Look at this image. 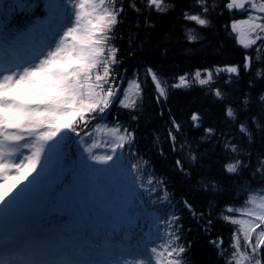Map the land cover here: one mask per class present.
Wrapping results in <instances>:
<instances>
[{"label": "snow or ice", "instance_id": "obj_1", "mask_svg": "<svg viewBox=\"0 0 264 264\" xmlns=\"http://www.w3.org/2000/svg\"><path fill=\"white\" fill-rule=\"evenodd\" d=\"M145 7L167 14L175 5L147 0ZM193 7L199 11L184 12L183 18L209 27L210 10L217 5L194 0ZM126 8L142 12L135 0L127 5L125 0H0V264H189L192 241L184 212L204 219L217 264H264V160L257 158L250 169L253 152L226 138L227 161L205 174L188 148L187 170L180 159L175 164L211 198L205 212L189 200L177 201L163 179L148 173L149 161L138 147L139 124H121L118 113L112 114L116 106L138 122L143 86L150 80L158 117L167 124L165 138L175 151L182 125L170 108L164 110L169 90L195 83L224 101L228 89L222 92L218 80L230 87L246 76L248 90L225 104L223 114L247 144L255 142L258 131L264 145V56L259 55L264 0L223 5L229 13L245 14L230 23L243 48L253 50L241 63L198 69L171 83L151 66L145 67L143 81L139 74L121 75L123 61L114 41ZM186 39L195 43L199 36L190 29ZM128 40L131 44L135 34ZM109 116L111 127L105 123ZM190 120L201 127L198 113ZM216 135L211 125L203 127L205 140ZM159 141L154 135L153 145ZM101 143L107 150L97 154ZM245 170L259 175V186L241 187L234 197L238 204L214 205L220 194L231 195V185ZM214 211L227 226V241L212 232Z\"/></svg>", "mask_w": 264, "mask_h": 264}, {"label": "trees", "instance_id": "obj_2", "mask_svg": "<svg viewBox=\"0 0 264 264\" xmlns=\"http://www.w3.org/2000/svg\"><path fill=\"white\" fill-rule=\"evenodd\" d=\"M215 3V10H210V26L205 28L187 21L183 18L184 12H198L197 7H193L194 0H166V3L174 4L175 8L170 9L167 14H159L154 10L147 9V0H135V3L142 8V12L137 14L131 9L126 8L123 23L119 26L116 33L115 45L120 49L123 63L120 67L121 75L125 78H132L139 74L141 81L144 80V69L151 66L158 71L163 78L170 83L174 82V77L188 73L191 75L196 70L206 68L214 69L226 64H239L243 55L252 49H244L238 42L237 35L231 31V19L244 17L243 13H229L223 10L227 0H209ZM128 0H125L127 5ZM139 27H136V25ZM228 25V27H225ZM194 30V34L199 36L197 42L193 43L186 39V32ZM129 33L135 34V40L129 43ZM120 37H123L121 39ZM129 48L134 50L133 55H128ZM260 56H264V47L260 49ZM255 63V61H254ZM248 77H244L239 83L226 86L222 80H218V86L225 92V100H218L208 86H200L193 83L190 88L170 89V98L167 107L178 116V122L182 125V134L177 133L178 143L174 151L171 141L165 138L167 124L158 117L159 106L153 99L154 89L150 80L146 83L143 91L144 112L141 119L130 120V115L125 109H117L114 106L113 115H117L121 124L136 128L138 147L144 159L149 161L148 173L156 178L163 179L168 186L169 193L179 200H189L194 207L207 212L210 197L195 183H189L180 173L175 161L180 159L187 170L188 164L185 159L188 148L198 157L197 167L205 174L213 173L218 170L228 159V153L223 149V142L227 138L233 142L239 141L241 146L253 152L251 159L252 165L257 164V158L264 160L259 153L264 149L261 144L259 132L257 131L256 140L253 144H247L242 139L236 127L229 123L223 114V107L228 103H235V98L240 92L247 91ZM259 87V85H257ZM193 112L200 115V128L192 126L190 116ZM112 116L105 121L109 127L112 126ZM211 125L217 130V135L213 140L203 138V127ZM154 135H159L160 141L153 145ZM180 143H185V150L180 151ZM161 152L163 155H161ZM147 174L145 175V179ZM251 184L257 187L260 184L259 175H253L251 170H245L243 179L231 185V195L220 194L214 205L225 203H240L234 197L237 191L244 185ZM65 219H68L65 217ZM183 224L186 235L192 241L191 255L189 264H217L215 252L208 246V234L203 232L204 219L193 218L187 212L183 213ZM212 232H221L227 241L229 232L227 226L216 217L213 212ZM106 228L103 223L98 226V232L104 238Z\"/></svg>", "mask_w": 264, "mask_h": 264}, {"label": "rangeland", "instance_id": "obj_3", "mask_svg": "<svg viewBox=\"0 0 264 264\" xmlns=\"http://www.w3.org/2000/svg\"><path fill=\"white\" fill-rule=\"evenodd\" d=\"M104 149H105V146H104L103 143H101L98 148L94 149V151H96L97 154H103L104 153Z\"/></svg>", "mask_w": 264, "mask_h": 264}]
</instances>
